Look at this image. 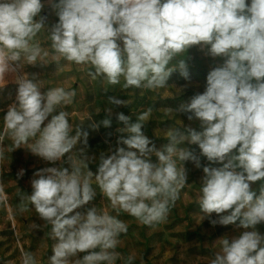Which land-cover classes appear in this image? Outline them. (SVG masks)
Returning <instances> with one entry per match:
<instances>
[{"label": "clouds", "instance_id": "clouds-1", "mask_svg": "<svg viewBox=\"0 0 264 264\" xmlns=\"http://www.w3.org/2000/svg\"><path fill=\"white\" fill-rule=\"evenodd\" d=\"M43 7L41 0H0V89L21 62L44 65L49 53L36 42L44 30ZM53 7L58 16L49 34L53 59L90 66L93 80L102 77L116 85L123 78L124 89L164 88L173 72L189 79L185 59L169 65L193 46L223 58V63L208 72L203 93L177 110L188 114L189 121L198 120L201 130L170 127L164 133L168 143L157 149L142 131L152 108L135 122L118 113L124 125L117 129L122 134L118 146L100 157L95 174L83 149L71 171L53 166L33 174L26 198L44 226H51L55 243L49 264H116L120 258L115 249L127 224L96 206L74 212L94 200L93 183L113 209L139 223L151 227L165 221L186 184L185 162L201 167L185 142L198 145L208 161L198 201L203 216L217 214L213 226L245 229L219 239V250L207 264H264V235L256 230L264 223V185L258 193L252 187L264 181V0H58ZM15 82V102L3 117L13 150L26 145L33 155L55 165L77 144H87L88 132L80 128L72 135L69 113L62 110L72 103L74 91L55 87L42 93L37 79L28 74ZM109 101L127 106L115 96ZM106 112L100 123L109 127L112 108ZM0 204L6 205L2 185ZM21 264H36V259L22 252Z\"/></svg>", "mask_w": 264, "mask_h": 264}, {"label": "rangeland", "instance_id": "rangeland-1", "mask_svg": "<svg viewBox=\"0 0 264 264\" xmlns=\"http://www.w3.org/2000/svg\"><path fill=\"white\" fill-rule=\"evenodd\" d=\"M41 2L44 4L40 13V16L44 17V30L37 35L36 42L49 55L44 58V65L40 64L41 61L36 65L21 62L19 70L9 75L7 85L0 89V135H4L3 141L0 142V151L3 152L0 158V185L6 195V205L0 204V264H21L22 252L32 253L36 264H49V258L53 255L52 246L55 241L49 236L51 226H44L45 222L26 198L31 194L30 182L36 171L53 166L68 168L71 171V163L80 162L82 157L79 150L83 149V155L89 158L88 168L95 174L100 157H107L118 146L117 141L122 134L117 129L124 126L117 118L118 113L131 117L135 122L139 114L152 108L150 120L143 126L142 131L157 149L168 143L164 133L170 127L180 131L184 130V126L201 130L198 120L189 121L188 114L177 110L181 104L190 102L195 94L203 93L208 72L223 63V58H212L206 55V50L193 46L186 53L175 57L169 65L171 67L179 60L185 59L189 79H184L179 71L173 72L164 88L124 89L123 78L116 85L108 84L102 77L93 80L89 75V71L93 70L90 66L77 65L63 58L58 61L53 59L55 53L51 48L49 34L58 22L57 10L53 7L58 0ZM22 74H28L30 78L34 76L41 86L42 93L55 87L75 92L72 103L64 106L62 110L69 113L72 135L80 128L88 132L87 144H77L55 165L33 155L26 145L13 150L12 140L4 134L3 117L8 106L15 102L18 88L15 80ZM112 96L126 101L127 106H114L109 101ZM109 108H112L111 125L105 127L100 122L108 116L106 110ZM169 108L174 111L166 112ZM93 124H98L99 127L93 128ZM184 146L200 159L201 167L197 168L192 161L185 162L186 184L179 190L165 221L149 227L139 223L129 214L113 209L95 183L94 200L83 208L74 210L83 211L85 208L96 206L98 210H106L127 224L128 231L121 234L120 243L115 249L120 253L116 264H207V259L219 250V239L224 236L231 238L245 230L237 228L236 225L213 226L211 220L218 218L215 213L203 216L198 201L202 169L208 161L201 155L198 145L185 142ZM152 161L155 162V157H152ZM20 170H23L22 176L19 175ZM83 171L86 172L87 169ZM262 185L264 181H258L252 187L258 193ZM22 207L26 210L20 211ZM33 224L38 227L33 228ZM256 230L264 235V223L257 225ZM84 254L81 253L80 256ZM129 257L132 259L129 260Z\"/></svg>", "mask_w": 264, "mask_h": 264}]
</instances>
